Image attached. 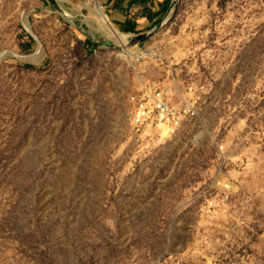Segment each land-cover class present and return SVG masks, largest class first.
<instances>
[{
  "label": "rangeland",
  "instance_id": "rangeland-1",
  "mask_svg": "<svg viewBox=\"0 0 264 264\" xmlns=\"http://www.w3.org/2000/svg\"><path fill=\"white\" fill-rule=\"evenodd\" d=\"M0 58V264H264V0H0Z\"/></svg>",
  "mask_w": 264,
  "mask_h": 264
},
{
  "label": "bare ground",
  "instance_id": "bare-ground-1",
  "mask_svg": "<svg viewBox=\"0 0 264 264\" xmlns=\"http://www.w3.org/2000/svg\"><path fill=\"white\" fill-rule=\"evenodd\" d=\"M169 21H170V17L165 21V23H164L163 27L161 28V30L167 24H169ZM92 25L94 26V28L97 31H98V28L106 30L107 34H106L105 37L107 39H109L110 41L114 42L116 45H120L121 47H124L130 54L136 55L139 52L138 47H132V46L135 45V44L134 45L132 44L133 41L135 40L134 35H125V34L121 33L120 31H118V28L113 26L108 20H106V18H104L103 20L93 19L92 20ZM161 30H159V31H161ZM36 57L37 56H33V59L36 58Z\"/></svg>",
  "mask_w": 264,
  "mask_h": 264
},
{
  "label": "built area",
  "instance_id": "built-area-1",
  "mask_svg": "<svg viewBox=\"0 0 264 264\" xmlns=\"http://www.w3.org/2000/svg\"><path fill=\"white\" fill-rule=\"evenodd\" d=\"M123 34L128 35L127 33H123ZM129 35H134V37H135V40L132 43L133 45L134 44L135 45L132 46V47H138L139 52L136 55H132L130 53H127L125 48L121 47L120 45H116V46H119L120 48H123L125 53H126V54L125 53L124 54L126 56L127 55L128 56H133L136 59H140L144 55V50H143V48H141V46L139 44L140 42L137 41V35L135 33H133V32H131ZM158 110H159L160 114H159V116H157V118H159V120H161V122L167 123L168 121L172 120V114L174 113L175 109H172L171 106L169 105V103L164 101V99L163 100H161V99L158 100ZM145 114H149V112L147 111V112H145Z\"/></svg>",
  "mask_w": 264,
  "mask_h": 264
},
{
  "label": "crops",
  "instance_id": "crops-1",
  "mask_svg": "<svg viewBox=\"0 0 264 264\" xmlns=\"http://www.w3.org/2000/svg\"><path fill=\"white\" fill-rule=\"evenodd\" d=\"M164 2H167V0H151L150 1V5L152 6V8L154 9L155 12H158L160 10V8L162 7V4ZM120 16L123 17V19H120L123 22H126L129 18H131L130 20H132V18H133L132 14L131 15H129V14H120ZM138 23H139L138 20H134V24L135 25H137ZM137 28H138V26H137Z\"/></svg>",
  "mask_w": 264,
  "mask_h": 264
},
{
  "label": "trees",
  "instance_id": "trees-1",
  "mask_svg": "<svg viewBox=\"0 0 264 264\" xmlns=\"http://www.w3.org/2000/svg\"><path fill=\"white\" fill-rule=\"evenodd\" d=\"M151 0H135V2H139V3H143V4H149ZM155 15L156 13H152L150 14V19L151 20H154L155 19ZM127 31L128 32H133V33H136L137 32V27L135 26L134 24V21L133 20H129L128 21V27H127Z\"/></svg>",
  "mask_w": 264,
  "mask_h": 264
},
{
  "label": "water",
  "instance_id": "water-1",
  "mask_svg": "<svg viewBox=\"0 0 264 264\" xmlns=\"http://www.w3.org/2000/svg\"><path fill=\"white\" fill-rule=\"evenodd\" d=\"M174 5H176V2L173 3V6L171 7L170 11H172V9L174 8ZM164 23L165 22H162L160 25H158L157 29L154 32H158L159 30H161V28L163 27ZM153 33L143 34V35L137 36V41H144V40L150 38L153 35Z\"/></svg>",
  "mask_w": 264,
  "mask_h": 264
}]
</instances>
